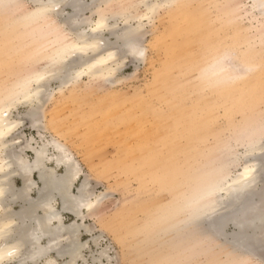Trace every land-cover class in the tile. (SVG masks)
<instances>
[{"label":"rangeland","instance_id":"obj_1","mask_svg":"<svg viewBox=\"0 0 264 264\" xmlns=\"http://www.w3.org/2000/svg\"><path fill=\"white\" fill-rule=\"evenodd\" d=\"M80 1L89 7L77 18L84 29L83 20H94L98 8L116 14L109 20L115 36L98 35L106 48L139 29L137 53L145 55L120 53L126 63L112 74L47 78L39 131L25 116L31 104L11 110L23 120L18 141L54 139L71 152L82 171L72 193L86 179L104 194L85 220L92 233L81 231L88 247L76 264H264V253L242 254L201 221L195 227L186 211L256 155L249 141L264 133V10L252 0H177L124 24L123 14H143L153 0ZM40 2L0 0L1 104L49 71L59 52L50 17L34 14ZM25 156L33 160L32 152ZM15 185L21 186L17 178ZM54 206L60 209L59 199ZM73 220L63 214L65 224ZM105 248L113 260H95ZM52 257L54 264L65 261Z\"/></svg>","mask_w":264,"mask_h":264},{"label":"bare ground","instance_id":"obj_2","mask_svg":"<svg viewBox=\"0 0 264 264\" xmlns=\"http://www.w3.org/2000/svg\"><path fill=\"white\" fill-rule=\"evenodd\" d=\"M35 1L40 2V0ZM90 1H101L106 6L109 3V0ZM176 1L153 0L146 2L143 14L136 16L126 13L121 17L126 24L135 17H149L158 9H153V5L168 4L171 6ZM252 1L257 9H262L261 4L264 3V0ZM81 2L80 0H43L40 4L38 3L39 7L34 14L43 20L50 17L48 25L57 40L59 50L54 61L51 62L50 69L56 61L68 55L70 68L80 65L79 71L83 72L82 75L112 74L115 61L103 62L104 57L108 51L117 50H119V54H139L137 53L139 29H130L123 35L117 36V42L113 43L115 49L106 48L104 40L98 35L107 30L115 36L114 26L110 29L109 20L116 14L112 15L111 13L110 17L104 9L98 8L95 10L97 17L94 20H83V24L87 22V27L84 29L81 27L82 19L78 20L77 18L89 7ZM64 8H69L70 13L65 14ZM56 19H60V22H57ZM81 45H96V47L88 48L85 52L77 51L72 56L71 50ZM92 64H95V67H90ZM48 72L45 70L37 74L47 77ZM36 75L22 85L20 84L21 87L16 91L13 99L9 102L6 100L8 103H0V123L6 120L23 122L18 119L20 116H14L16 117L14 118L11 110L17 105L14 103L16 98L23 99V94L32 89V101L28 102V105L31 104L30 109L26 111V115H23L28 117V120L30 119L32 128L38 131L42 129L39 123L41 119L39 104L41 103V106L44 102L41 98H43L44 90L46 91L48 79L41 82L37 91V85L34 82L30 83ZM26 117L23 118L26 119ZM38 124L40 125L38 126ZM15 133L16 131L12 133V137L18 140L17 137H14ZM39 136L41 137L40 132ZM13 138H8L7 144L0 142V192L3 193L0 194V264L11 261L17 264H54L52 255L64 259L62 264H76L79 259H82L83 249L88 246L87 243H84L80 252L73 255L70 238L74 231L78 234V238L82 230L89 234L92 233V228L85 224V220L87 216L96 213L98 208V205H95L92 210L83 209V215L78 214L77 197L80 194V188L87 180L84 179L81 182L74 194L71 192V188L76 181L67 183L66 177L70 173L80 177L82 175L81 167L67 147L57 140L51 139L37 144L34 138H30L31 140L24 143H21L23 140L14 143ZM259 141L260 139L256 142L257 145ZM50 148L53 149V153H50ZM26 151L32 152V161L26 158ZM255 152L256 155L246 164L254 169L247 177L251 181L249 186L243 191H237L245 182L244 165L238 175L215 187L211 190L208 199L205 198L201 202V204H213L214 210L206 208L198 217H191V222L195 227H197L196 222L201 221L205 229L214 237H223L222 239L232 248L239 250L244 255H252V257H258L260 253H264V221H262V216H264V153L258 147ZM21 159L26 166L31 168V171L27 173V179L23 175H17ZM50 164H54V167H50ZM59 167L63 172L57 175L55 168ZM33 174H36L37 181L34 180ZM16 178L21 181L20 187L15 185ZM236 181L241 183L237 184ZM9 184H11V190L8 187ZM17 192L23 193V195L17 198ZM32 193H34V197H32ZM57 199L61 202L60 209L54 206ZM15 207H17L16 210ZM64 213L72 215L74 220L65 224L63 222ZM228 226L233 229L229 235L226 232ZM99 238L100 236H95L91 241L97 244ZM107 252V248L102 249L99 258L94 259L100 261V258L106 257L112 261L113 257L108 256Z\"/></svg>","mask_w":264,"mask_h":264},{"label":"snow or ice","instance_id":"obj_3","mask_svg":"<svg viewBox=\"0 0 264 264\" xmlns=\"http://www.w3.org/2000/svg\"><path fill=\"white\" fill-rule=\"evenodd\" d=\"M167 6H168L167 4H156V5H153L152 8L156 9V8L167 7ZM261 8L262 10H264V3L261 4ZM95 47L96 45H81L79 47H74L71 50V55L74 56L77 51L85 52L86 49L95 48ZM139 55L143 57L145 55V52L141 50L139 52ZM69 61H70V57L68 55H66L61 60L56 61L53 64L52 68L49 70L48 77L67 75L69 80L78 79L83 74V72L82 71H72L70 69ZM107 61H115L114 68L112 69L113 72L118 71L126 63V61H123L121 59L119 55V50L108 51L106 56L104 57L103 62H107ZM90 67H95V64L90 65ZM48 77L37 74L34 77V80L30 81V83L34 82L37 85V91H38L41 82L44 81ZM32 95H33V90L29 89L23 94V99H20V97H17L14 103L19 105V104H26L28 102H31ZM5 115H7V113H5ZM22 126H23V122L18 121V120H6L0 123V142L7 144V139L13 138L12 133L20 129ZM13 142L19 143V141L15 140L14 138H13ZM257 147L260 149L262 153H264V133H262L258 145L254 139L249 141V148L252 151H255ZM247 154L248 152L246 151L245 155ZM19 164H20V168L17 171V175H23L25 179H27V173L31 171V168L25 165V162L23 161V159L20 160ZM253 170L254 169L245 165V171L243 173V176L245 177V182L239 189H237V191H243L246 187L249 186L251 181L248 180L247 177L249 176V173ZM221 172H223V169H221ZM80 179L81 178L78 175L72 174V173H70L66 177L67 183H73L74 181L78 182ZM222 182L223 181H221V183ZM235 183L240 184L241 182L236 181ZM8 187L11 190V184H9ZM220 190H223V189H220ZM0 194H3V193L0 192ZM16 195H17V198H19L21 195H23V193L17 192ZM103 197H104L103 193H99V191L95 189L90 183L84 182L83 186L80 188V194L77 197V201H76L77 208L79 210L78 214L83 215V209L85 208H88L89 210L94 209L95 205H98L99 203L102 202ZM206 208H212L214 210V205L211 203L201 204L200 202H197L196 205L189 206L186 209V211L190 217L195 218V217H198ZM262 221H264V216H262ZM70 243L72 245L71 251L73 255L80 252V250L84 247V242H81L79 240L78 234L75 231L73 232V236L70 238Z\"/></svg>","mask_w":264,"mask_h":264}]
</instances>
